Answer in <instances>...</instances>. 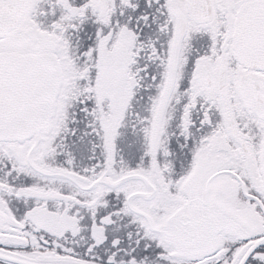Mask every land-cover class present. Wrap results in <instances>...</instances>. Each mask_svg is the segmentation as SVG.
I'll list each match as a JSON object with an SVG mask.
<instances>
[{"label": "flooded vegetation", "instance_id": "obj_1", "mask_svg": "<svg viewBox=\"0 0 264 264\" xmlns=\"http://www.w3.org/2000/svg\"><path fill=\"white\" fill-rule=\"evenodd\" d=\"M257 33L264 0H0V55L62 73L48 124L0 140V264H264Z\"/></svg>", "mask_w": 264, "mask_h": 264}, {"label": "water", "instance_id": "obj_2", "mask_svg": "<svg viewBox=\"0 0 264 264\" xmlns=\"http://www.w3.org/2000/svg\"><path fill=\"white\" fill-rule=\"evenodd\" d=\"M178 35L184 33V22ZM245 66L264 71V38L252 36L239 52ZM177 53L170 60L167 88L161 98L156 123L173 90L176 78ZM62 84V73L51 55L19 57L0 55V140L27 137L36 124H48L54 116L57 97Z\"/></svg>", "mask_w": 264, "mask_h": 264}, {"label": "rangeland", "instance_id": "obj_3", "mask_svg": "<svg viewBox=\"0 0 264 264\" xmlns=\"http://www.w3.org/2000/svg\"><path fill=\"white\" fill-rule=\"evenodd\" d=\"M117 89V88H116ZM118 90V89H117Z\"/></svg>", "mask_w": 264, "mask_h": 264}]
</instances>
